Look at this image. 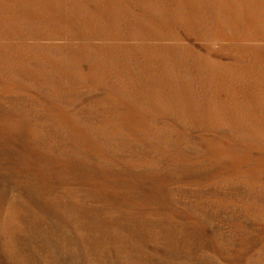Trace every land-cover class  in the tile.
<instances>
[{
	"label": "rangeland",
	"instance_id": "1",
	"mask_svg": "<svg viewBox=\"0 0 264 264\" xmlns=\"http://www.w3.org/2000/svg\"><path fill=\"white\" fill-rule=\"evenodd\" d=\"M0 264H264V0H0Z\"/></svg>",
	"mask_w": 264,
	"mask_h": 264
}]
</instances>
